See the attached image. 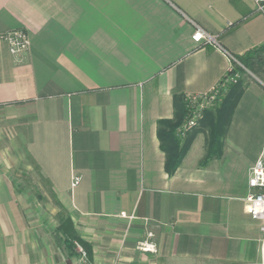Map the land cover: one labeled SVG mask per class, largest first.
Instances as JSON below:
<instances>
[{
    "label": "crops",
    "instance_id": "1",
    "mask_svg": "<svg viewBox=\"0 0 264 264\" xmlns=\"http://www.w3.org/2000/svg\"><path fill=\"white\" fill-rule=\"evenodd\" d=\"M192 22L232 55L264 44L254 0H0V264H61L66 252L18 204L8 161L28 160L54 191L86 264H264L261 220L245 211L264 142V81L248 80L222 153L199 166L200 129L172 175L156 121L172 99L210 92L229 60L192 41ZM80 182L71 187L72 176ZM152 232L157 252L138 241Z\"/></svg>",
    "mask_w": 264,
    "mask_h": 264
},
{
    "label": "trees",
    "instance_id": "2",
    "mask_svg": "<svg viewBox=\"0 0 264 264\" xmlns=\"http://www.w3.org/2000/svg\"><path fill=\"white\" fill-rule=\"evenodd\" d=\"M236 58L251 73L256 74L260 72L264 75V44L247 50L243 54L236 56ZM233 72L238 73L235 81L226 82L225 78L232 75ZM247 75L245 70L238 66L226 72L214 88L217 90V94L212 104L202 110L197 125L186 131H182L180 127L188 116L189 99L181 94L173 96L172 118L158 119L156 121V136L159 142V148L164 154V170L168 175H172L180 165L194 137L199 132L197 128L199 125L207 127L205 154L200 160L199 166H206L213 157L221 155L223 138L226 134L233 110L248 84ZM224 89L226 92L222 93ZM50 190L51 194L56 198L54 191L51 188ZM56 200L59 207L65 210L57 198ZM65 219V227L67 229H64V247L73 254L75 253V242H77L86 251V260L90 263L92 258L90 245L76 234L68 213Z\"/></svg>",
    "mask_w": 264,
    "mask_h": 264
},
{
    "label": "built area",
    "instance_id": "3",
    "mask_svg": "<svg viewBox=\"0 0 264 264\" xmlns=\"http://www.w3.org/2000/svg\"><path fill=\"white\" fill-rule=\"evenodd\" d=\"M256 3V11L260 14L264 15V0H254ZM194 26V31L191 35V39L196 44L200 45H211L217 48L230 62V66L228 71L232 68L234 69L236 66L245 70L247 74H251V72L244 68V66L237 60L236 56L232 55L228 52L218 41L217 38L208 32H206L202 27L198 24L192 22ZM2 40H4L8 46V50L12 55H19L22 52L26 51L29 46L28 35L26 30L22 28H17L13 30H9L3 33L1 36ZM227 71V72H228ZM238 73L233 72L232 75L225 78V81H235ZM215 88V87H214ZM212 89L210 92L189 96L188 99V116L186 117L184 123L181 125L180 129L182 131L189 130L195 127L198 123V120L201 117L202 110L212 104L214 98L216 97L217 90ZM80 182V176L74 175L71 180V187L76 186ZM248 188L249 193L245 198V211L253 218L257 220H261L262 226V239L264 241V142L262 144L260 153L251 166L248 175ZM153 233L147 232L144 239L140 240L136 244V248L142 252H150L156 253L157 246L153 241ZM75 251L78 254L79 261L82 263L86 262V251L75 242Z\"/></svg>",
    "mask_w": 264,
    "mask_h": 264
},
{
    "label": "rangeland",
    "instance_id": "4",
    "mask_svg": "<svg viewBox=\"0 0 264 264\" xmlns=\"http://www.w3.org/2000/svg\"><path fill=\"white\" fill-rule=\"evenodd\" d=\"M251 74L247 75V80H254L256 77L264 81L262 73ZM224 92H226L225 89L222 93ZM197 128L198 130L202 128L207 132V127L203 125H199ZM0 144H5L3 139L0 140ZM10 162L8 161L5 174L11 181L12 191L18 198L17 202L27 212L29 219L34 220V224L37 225L38 229L42 228L45 233L52 235L55 242L64 248L66 255L64 258L62 257L61 264H86L79 261L76 251L72 254L64 247L63 238L65 237L64 229H67L65 227L67 213L59 207L56 198L51 194L49 186L40 178V175L28 160L22 162L13 160L12 164ZM74 231L76 232L75 228ZM48 261L50 262L48 264H52V258ZM32 264L39 263L35 260Z\"/></svg>",
    "mask_w": 264,
    "mask_h": 264
}]
</instances>
